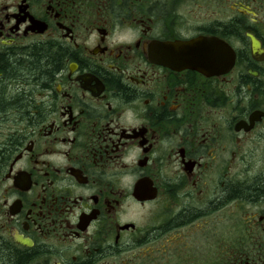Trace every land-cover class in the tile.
Returning <instances> with one entry per match:
<instances>
[{"label": "flooded vegetation", "instance_id": "flooded-vegetation-1", "mask_svg": "<svg viewBox=\"0 0 264 264\" xmlns=\"http://www.w3.org/2000/svg\"><path fill=\"white\" fill-rule=\"evenodd\" d=\"M0 264H264V0H0Z\"/></svg>", "mask_w": 264, "mask_h": 264}, {"label": "clouds", "instance_id": "clouds-1", "mask_svg": "<svg viewBox=\"0 0 264 264\" xmlns=\"http://www.w3.org/2000/svg\"><path fill=\"white\" fill-rule=\"evenodd\" d=\"M133 33H134V30L131 28L123 29V30L117 32L113 36V38H112L113 42L114 43H129L133 39ZM123 122L126 125H132V126H136L139 123L138 120H134L133 113L131 111H128L124 114ZM136 151L138 152V150H136Z\"/></svg>", "mask_w": 264, "mask_h": 264}]
</instances>
